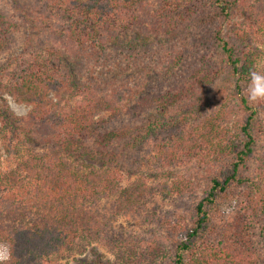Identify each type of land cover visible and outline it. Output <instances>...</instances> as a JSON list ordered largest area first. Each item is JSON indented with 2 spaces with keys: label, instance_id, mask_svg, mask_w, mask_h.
<instances>
[{
  "label": "trees",
  "instance_id": "16d2710c",
  "mask_svg": "<svg viewBox=\"0 0 264 264\" xmlns=\"http://www.w3.org/2000/svg\"><path fill=\"white\" fill-rule=\"evenodd\" d=\"M249 34L264 43V0L0 1L9 264L90 245L76 264H264V105L245 95L261 54ZM219 80L231 84L222 99ZM142 211L144 232L114 226Z\"/></svg>",
  "mask_w": 264,
  "mask_h": 264
},
{
  "label": "rangeland",
  "instance_id": "374dc122",
  "mask_svg": "<svg viewBox=\"0 0 264 264\" xmlns=\"http://www.w3.org/2000/svg\"><path fill=\"white\" fill-rule=\"evenodd\" d=\"M2 2H4L5 4V0H0ZM7 6V5H6ZM241 17L238 18H234L232 19L228 25L224 24L223 25V29L224 31L228 28V27H231L235 24H238L241 22ZM249 40L251 41V43L257 48V50L259 51V53L261 54L260 57H259V60H258V64H257V67H264V43L262 42H259L258 39L256 37H254L252 34H249ZM35 44V43H34ZM38 47V51H42L43 49V45H41L40 43L36 42V44L34 45V48ZM125 47V46H124ZM45 49V48H44ZM127 49V48H126ZM124 50V52H129L130 55H131V51L129 49L127 50ZM28 50L29 52L32 51L33 49L28 47ZM114 50L111 49V53L113 52ZM22 52H24L23 50V45L22 44H18V46H16L13 50H12V53L14 54H21ZM116 52V51H114ZM123 52V51H122ZM118 53V52H117ZM114 54V57H119L118 55ZM120 53V52H119ZM143 56V55H142ZM131 57V56H130ZM122 59V66H125V65H130V70H135V72L137 73V75H139L138 71H137V68L139 69V66H137L136 64V61L134 64H136V67L133 66L132 62L129 61L128 58H123L121 57ZM5 58L3 57H0V61L4 60ZM128 59V60H127ZM146 60L147 58L144 59V62L146 63ZM129 63V64H127ZM146 67V65H145ZM147 70V68H146ZM214 91H215V94L217 95V98L218 99H222L224 97H226L227 95H229V93L231 92V84L229 82H226L225 80H219L217 83H216V86L214 87ZM7 100H8V103H9V106L11 107V109L17 113H27L29 111V109L31 108V105H26L24 103H21V102H16L13 98L11 97H7ZM0 145H1V139H0ZM1 148V147H0ZM35 148V147H34ZM2 150V149H1ZM14 164V161L11 157H8L6 155V153H2V157H1V162H0V166L2 169H8L9 167H11L12 165ZM176 171H174L175 173ZM129 181V179H126V177L123 178L122 180V183L125 184ZM204 192V187L202 186L200 192H199V196H201ZM161 197L156 195L153 197V200L147 205V210H149L152 206L154 205H157V203L159 204L161 202ZM165 204H163V207H166V208H169V202L168 201H164ZM230 210V206L226 204H224L222 206V211L224 213V215ZM146 211H142L139 215H136L135 217H129L127 219L125 218H119L117 220V222L115 223V227L118 226V225H121L123 226L124 228H127V230L129 229H134L135 231H140L142 233V231L144 232L145 229L147 228V223L144 222L143 218L146 216ZM189 216H190V213H187V214H184L183 215V219L185 221H189ZM91 246V245H90ZM89 246V247H90ZM92 246H94L97 250H98V253L102 255V259L104 260H109V261H113V254L108 250V248H106L104 246V244L102 243H93ZM86 249V251L83 253V254H78V253H74L72 255H70L68 258H63V259H58L56 261L53 262V264H76L74 259L75 258H80V257H83L87 260L91 259L94 257V255L92 253L89 252L88 248ZM51 264V263H50Z\"/></svg>",
  "mask_w": 264,
  "mask_h": 264
},
{
  "label": "clouds",
  "instance_id": "9594fccd",
  "mask_svg": "<svg viewBox=\"0 0 264 264\" xmlns=\"http://www.w3.org/2000/svg\"><path fill=\"white\" fill-rule=\"evenodd\" d=\"M245 95L250 104L264 105V67H253L249 70ZM13 115L26 116L27 114L14 111ZM12 255V246L8 243H0V264H9Z\"/></svg>",
  "mask_w": 264,
  "mask_h": 264
}]
</instances>
